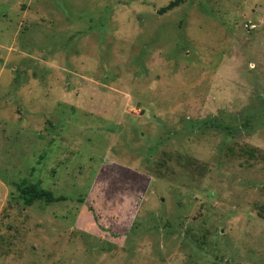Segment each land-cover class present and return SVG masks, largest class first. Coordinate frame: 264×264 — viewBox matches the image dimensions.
I'll list each match as a JSON object with an SVG mask.
<instances>
[{
	"label": "rangeland",
	"instance_id": "rangeland-1",
	"mask_svg": "<svg viewBox=\"0 0 264 264\" xmlns=\"http://www.w3.org/2000/svg\"><path fill=\"white\" fill-rule=\"evenodd\" d=\"M170 1L0 0V264H264V0Z\"/></svg>",
	"mask_w": 264,
	"mask_h": 264
},
{
	"label": "trees",
	"instance_id": "trees-1",
	"mask_svg": "<svg viewBox=\"0 0 264 264\" xmlns=\"http://www.w3.org/2000/svg\"><path fill=\"white\" fill-rule=\"evenodd\" d=\"M177 4V0L170 1L167 5L161 7L159 12H165L173 8ZM17 190L25 205H31L35 201H43L45 203H54L66 200L63 195H54L49 189L43 188L39 183H22L17 185Z\"/></svg>",
	"mask_w": 264,
	"mask_h": 264
}]
</instances>
